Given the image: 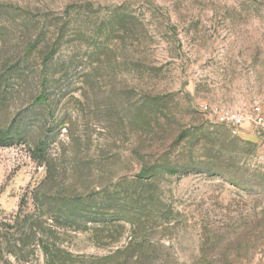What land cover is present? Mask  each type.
<instances>
[{
	"label": "rangeland",
	"instance_id": "obj_1",
	"mask_svg": "<svg viewBox=\"0 0 264 264\" xmlns=\"http://www.w3.org/2000/svg\"><path fill=\"white\" fill-rule=\"evenodd\" d=\"M0 79V264H264V0H0Z\"/></svg>",
	"mask_w": 264,
	"mask_h": 264
},
{
	"label": "trees",
	"instance_id": "obj_2",
	"mask_svg": "<svg viewBox=\"0 0 264 264\" xmlns=\"http://www.w3.org/2000/svg\"><path fill=\"white\" fill-rule=\"evenodd\" d=\"M1 81V79H0ZM17 121V120H16ZM24 126H22V124H17L15 126H10L9 128L6 129H2L0 128V145H11L16 141H21L23 134L25 132V128H22ZM46 142L44 140H41L35 147L34 152L35 154H37L40 157H44L45 152H46V148L47 146H45ZM155 170V172H157V168L153 169ZM150 173V167H146L143 166L140 170V173L138 174L139 177H146L147 174ZM143 179V178H141ZM96 195H101V205L106 206L107 208H112L113 209V213H104L103 215H93L90 217L91 219L89 221H95V222H99V221H103L105 223H112L115 224V221H118V219L120 220L122 217L118 218L117 216L119 215H115V204L118 206H125V202L127 203L128 198L131 197L128 192L125 193L123 191H110L108 189L107 186L102 187V189L99 192L95 193ZM94 195V194H93ZM134 196V194H131ZM139 198L137 201L143 202L146 199H142V194L139 193ZM70 200V201H69ZM64 200V202L60 203V207L61 209H59V213H61L60 215H64L67 216L66 218V222L67 224L71 225V226H75L78 228V226L81 225L80 220H83L82 214H81V210L79 211V213H76V209L79 208V204H81L83 201V199L81 197H76L74 199H69ZM77 204H76V203ZM112 204V206H111ZM91 205V204H89ZM94 206V205H93ZM62 207L65 208V211H62ZM24 208L21 205L19 207V209L16 211L15 213V218H16V226H18V222L21 220H24L25 223L27 220L31 219V216L28 214H24L23 212ZM64 210V209H63ZM127 210V209H126ZM120 211V209H119ZM129 213V216H125L123 217V219L129 221V222H134V215L136 214L135 212L137 211L136 209H131V210H127ZM63 212V213H62ZM77 215V216H76ZM31 222V221H30ZM39 225V223H38ZM35 226L33 224V222H31L29 224V232H31L33 235L35 234V230L34 227ZM80 229V228H79ZM136 235V233H135ZM23 246H26V242L23 243ZM45 248H48L47 246H45ZM48 254V253H47ZM113 255L109 256L112 257Z\"/></svg>",
	"mask_w": 264,
	"mask_h": 264
},
{
	"label": "built area",
	"instance_id": "obj_3",
	"mask_svg": "<svg viewBox=\"0 0 264 264\" xmlns=\"http://www.w3.org/2000/svg\"><path fill=\"white\" fill-rule=\"evenodd\" d=\"M216 115L218 120L228 125L235 134L244 128L245 123L253 126L259 133L264 134V111L259 105H255L250 113L220 109L216 111Z\"/></svg>",
	"mask_w": 264,
	"mask_h": 264
}]
</instances>
